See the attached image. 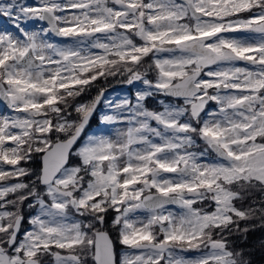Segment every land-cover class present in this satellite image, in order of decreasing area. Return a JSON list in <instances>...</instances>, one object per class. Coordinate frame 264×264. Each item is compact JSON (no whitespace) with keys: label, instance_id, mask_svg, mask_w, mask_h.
<instances>
[{"label":"snow or ice","instance_id":"1","mask_svg":"<svg viewBox=\"0 0 264 264\" xmlns=\"http://www.w3.org/2000/svg\"><path fill=\"white\" fill-rule=\"evenodd\" d=\"M242 12L251 15L225 19ZM0 16L18 29L0 32V101L16 114L0 118V161L13 166H0V181H16L0 186V264H50L49 257L86 264L89 256L94 264H246L223 233L237 220H264V203L235 205L252 189L264 191V0H11L0 4ZM28 20L48 27L29 32L21 23ZM49 32L72 43H52ZM239 32L254 35H223ZM149 54L152 64L141 71ZM117 73L145 88L135 103L125 100L101 117L121 125L115 139H83L103 91L72 101L98 77ZM152 96L183 103L160 101L162 110H149L144 101ZM209 102L217 109L206 111ZM197 138L204 152L190 151ZM209 152L216 160L200 162ZM32 153L43 154V166L25 183L19 178L32 173L19 165ZM30 198L28 207L38 210L19 239ZM204 201L212 211L194 207ZM109 210L125 248L119 262L116 240L104 230ZM73 211L84 219L69 222ZM139 211L147 216L133 218ZM202 247L209 251L182 255Z\"/></svg>","mask_w":264,"mask_h":264},{"label":"rangeland","instance_id":"2","mask_svg":"<svg viewBox=\"0 0 264 264\" xmlns=\"http://www.w3.org/2000/svg\"><path fill=\"white\" fill-rule=\"evenodd\" d=\"M10 2H11V0H3V1H0V4H6V3H10ZM61 2H63V0H61ZM17 3L22 4V5H27V6H37L39 3V0H19V1H17ZM110 6H113V5H110ZM72 11H76V10H70L67 14L70 15ZM61 14H64V13H61ZM250 15H251V13H249V12H242L240 14H237L236 17H226L225 19L226 20L237 19V18H239V16H241L240 17L241 19H246ZM21 23H22V26L25 27V29L29 32H31V31H41L42 32V29L46 28V26L40 20H28L27 22H21ZM5 30L12 31L14 33H18V29H15L12 21H10L7 17L0 16V32H3ZM128 34L131 36V38L137 44L143 43L142 41L139 40L138 37L132 35L131 32ZM223 35L246 36L247 37V36H252L254 34L239 32V33H225ZM46 38L49 39L50 42L56 43L60 46H68L72 43L71 39H69V38L55 37L49 33H48ZM93 51H98V50L94 49ZM159 55L161 57H166L168 54L167 53H160ZM143 62L144 63H143V67L141 68V71L148 69V66L152 64V54H149L148 57H145ZM236 63L238 66H245L244 61H237ZM205 71H207V69H205ZM128 75H129L128 73H123V74L119 73V75H117V76L112 75L115 79H113L112 81H110L108 84L105 85V89L103 90V98H102L101 102L97 105V108L95 111V118L93 119V122L91 123V125L85 130V132L82 136L83 139H86L87 136H90V135H104V136H109L112 139H115L117 129L120 128L121 125H119V124H104L101 121V117L105 114H107V115L116 114L118 110L115 108V105L122 104L125 100H128L131 103H135L136 93L145 88V86L143 85V83L141 81H134L132 84H129L127 82ZM156 75H157V72H156V69L153 65L151 67V69L147 71V78L150 80H155ZM112 76L106 77V78L112 79ZM205 79H207V77H205ZM209 91L214 92L215 90L210 89ZM160 101H163L164 103L171 102L173 104H182L183 103L182 100H174V99L170 100L167 97H163V96H152V97L146 98V100L144 101V105L149 110H157V109L162 110L163 105L160 103ZM105 102H108L113 107H111V108L106 107ZM80 103H87V102L86 101L85 102L79 101L76 104H80ZM216 109H217V105L213 102L212 105H210V108L206 109V111H213ZM73 114H75V113L73 112ZM11 115H16V114L13 113L11 109L5 108L0 104V118H2L4 116H11ZM19 115H24V114L21 113ZM153 124H154V122H153ZM11 131L13 133H16L19 130L18 129H11ZM81 142H83V140ZM8 146H11V142L6 143L5 147H8ZM205 148H206V146L204 145V143L202 141H200L199 138H197L196 146H194L193 149H190V151L204 152ZM215 160H216L215 155H213L212 153L209 152V153H206L205 157L200 162H202V163L213 162ZM70 163H71V165L77 164L78 158L72 157ZM0 166H2L6 170H10L13 167L11 165L3 164L2 161H0ZM19 166L24 167V168L29 170V167L25 161H21ZM30 170H31V168H30ZM162 175L172 176L173 174L163 173ZM31 177L32 176L20 177L19 179L23 180L25 183H29ZM25 178H27L28 180ZM86 179H88V178L86 177ZM15 182H16L15 179L0 181V186H2L4 184L15 183ZM135 187H140V186L136 185ZM40 188H43V187H40ZM6 199H14V195L10 194L9 196L6 197ZM45 199H47V198L45 197ZM30 202H34V201H32L30 198L29 200H26L21 207V212H22L24 219L22 220V229H21V233L19 235V239H23L24 232L31 229L32 226L28 223V221L32 216H34L36 214V212L38 210V206L36 208H29L28 204ZM210 204H211V202L208 201V207H210L209 206ZM167 207L169 210L174 211L177 214H179L181 212V209L176 207L175 205H168ZM9 210H15V209H12L11 206H9ZM212 210H213V207H210L205 211H212ZM0 211H2V209H0ZM104 215H105V220H106L105 226L112 229L111 222L115 216V213L112 212L111 210H109L108 213H106ZM131 215L133 218H136V217L144 218L147 216V213L139 211V212L133 213ZM81 219H84V218L77 216L74 213V211L69 212V222L75 221V220H81ZM114 232L116 233L115 239L113 236H112V238L114 240H116L118 233L115 230H114ZM239 238H240V236H239ZM115 246H116L117 262H119L120 255L125 250V248H124V246L119 244L118 240H116ZM207 251H209V249H207V248H205L204 251L201 249V251H199V252L194 251V250L193 251H186V252H183L182 255L185 256L186 258H195L197 256H200L203 252H207ZM48 260L51 264V258L50 257L48 258ZM90 261H91V257H87L86 264H90Z\"/></svg>","mask_w":264,"mask_h":264},{"label":"trees","instance_id":"3","mask_svg":"<svg viewBox=\"0 0 264 264\" xmlns=\"http://www.w3.org/2000/svg\"><path fill=\"white\" fill-rule=\"evenodd\" d=\"M117 75H119V73H117L116 76ZM113 79H115L113 76L112 79L98 77V79L93 81L91 85L87 86L86 90L82 92L80 96L76 97L72 103L75 105L79 101L90 102L101 91H103L105 85ZM40 155L41 153H32V159L26 162L29 170L31 168L30 173H32V180H35V174L39 173ZM261 203H264V191L260 189H252L245 193L242 200L236 201L235 205L237 208L247 209L249 206H258ZM194 206L202 208L203 210L210 208L208 207L207 201ZM230 229V231H225L223 233L224 239L227 242L228 250L242 254L243 260L246 264H264V220H261L259 217L248 220H237V224L231 225ZM107 231L115 239L116 233L114 230L107 227ZM216 231L217 233L219 232V230ZM215 238L219 239L220 236L216 235ZM90 264H92L91 261Z\"/></svg>","mask_w":264,"mask_h":264},{"label":"water","instance_id":"4","mask_svg":"<svg viewBox=\"0 0 264 264\" xmlns=\"http://www.w3.org/2000/svg\"><path fill=\"white\" fill-rule=\"evenodd\" d=\"M43 22H44L45 24H47L46 21H43ZM170 98H172V97H170ZM173 99H174V98H173ZM0 103H2L5 107L8 108L7 104L4 103L3 101H0ZM93 115H94V113H93ZM92 117H93V116H92ZM92 117L90 118V121H91ZM90 121H89V123H90ZM88 125H89V124H88ZM88 125H86V127H85V129H84V132H85L86 128L88 127ZM84 132L82 133V135L84 134ZM42 155H43V154H41V156H40V170H41V168H42V166H43V164H42V159H41ZM40 186H43V185H40ZM93 263H94V262H93Z\"/></svg>","mask_w":264,"mask_h":264}]
</instances>
